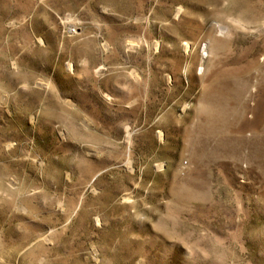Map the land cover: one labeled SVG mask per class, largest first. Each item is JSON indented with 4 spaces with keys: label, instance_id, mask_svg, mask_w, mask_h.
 Listing matches in <instances>:
<instances>
[{
    "label": "rangeland",
    "instance_id": "1",
    "mask_svg": "<svg viewBox=\"0 0 264 264\" xmlns=\"http://www.w3.org/2000/svg\"><path fill=\"white\" fill-rule=\"evenodd\" d=\"M0 264H264V0H0Z\"/></svg>",
    "mask_w": 264,
    "mask_h": 264
}]
</instances>
